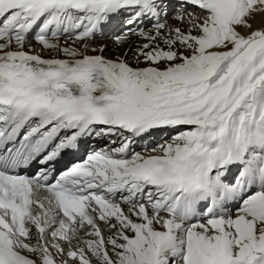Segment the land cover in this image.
<instances>
[{
	"label": "snow or ice",
	"instance_id": "1",
	"mask_svg": "<svg viewBox=\"0 0 264 264\" xmlns=\"http://www.w3.org/2000/svg\"><path fill=\"white\" fill-rule=\"evenodd\" d=\"M257 16L264 0H0V264H264ZM116 23L154 26L124 53L146 66L93 46ZM85 138L114 147L54 175Z\"/></svg>",
	"mask_w": 264,
	"mask_h": 264
},
{
	"label": "bare ground",
	"instance_id": "2",
	"mask_svg": "<svg viewBox=\"0 0 264 264\" xmlns=\"http://www.w3.org/2000/svg\"><path fill=\"white\" fill-rule=\"evenodd\" d=\"M172 3H178V0H174L172 1ZM174 9H177V13L175 15H173L172 17L168 18L165 22L175 28V27H179L181 28L180 26H184V28H182V30L186 31L188 29V25L186 23H181L177 18H176V15L178 13H180V11L184 10V9H181L179 7L177 8H174ZM172 10V9H171ZM194 10V9H192ZM187 19V18H186ZM179 22L181 24H179ZM179 24V26H178ZM253 27L254 28H264V18L260 17V16H257V18L253 21ZM151 33H154V31H152ZM140 44L139 45H142L144 43H147V41L145 39L142 38V40H140ZM95 44H93V46H99V45H106V50L104 52V55L106 58L108 59H115L117 56H120L122 58H125L126 60L128 59L129 55L127 57L124 56V53L125 51L127 50L128 46L130 45V41H123L122 43H119V44H116L115 42H113L112 40H109V39H105L103 41H94ZM69 44H71V41H69ZM36 45V44H35ZM162 47H165L163 44H161ZM34 49H36L37 51L40 50V46L37 45L36 47H34ZM43 55L45 56V58H48V53L45 52L43 53ZM134 57V55H133ZM134 62H135V59H134ZM137 67L138 66H142L143 64H137L136 62L134 63ZM133 65V64H132ZM131 65V66H132ZM135 66V67H136ZM168 135V134H167ZM161 139L159 140L160 143H163L167 140H169V135L168 136H164L163 137H160ZM107 138H102L100 141L99 139L95 140L94 142H96L98 145H100V148L104 147L105 145L108 144V142H105ZM96 150V149H94Z\"/></svg>",
	"mask_w": 264,
	"mask_h": 264
},
{
	"label": "rangeland",
	"instance_id": "3",
	"mask_svg": "<svg viewBox=\"0 0 264 264\" xmlns=\"http://www.w3.org/2000/svg\"><path fill=\"white\" fill-rule=\"evenodd\" d=\"M172 1H174V0H172ZM188 10H192L191 8H189ZM182 11H184V10H182ZM182 11H180V12H182ZM177 13V9H170L169 10V18L170 17H172L173 15H175ZM179 24H181L180 22H179ZM179 24H178V26H179ZM181 27V29L182 28H184V26L182 25V26H180ZM103 41V40H102ZM162 47V46H161ZM131 55H132V53H131ZM133 55H134V57H135V50H134V52H133ZM133 55L130 57V58H132L133 57ZM136 65L135 64H133L132 65V67H135ZM144 66H146V65H142V66H138V67H144ZM137 67V66H136Z\"/></svg>",
	"mask_w": 264,
	"mask_h": 264
}]
</instances>
